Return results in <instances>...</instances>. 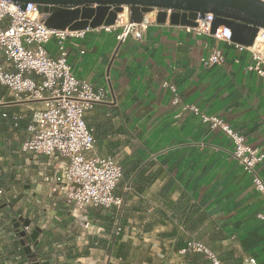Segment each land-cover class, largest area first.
Segmentation results:
<instances>
[{
	"label": "crops",
	"instance_id": "0c3cea01",
	"mask_svg": "<svg viewBox=\"0 0 264 264\" xmlns=\"http://www.w3.org/2000/svg\"><path fill=\"white\" fill-rule=\"evenodd\" d=\"M119 31L90 30L69 39L67 50L77 77L109 91L85 119L98 154L123 168L116 188L125 196L122 233L110 243L116 207L90 208L94 229L85 235L60 192L42 201L57 163L21 146L43 103L0 83V186L10 194L0 204V264H33L17 216L41 228L37 245L26 236L41 264H207L204 254L186 250L189 240L204 242L223 264L247 257L264 264L261 193L233 158L230 136L185 107L222 117L264 152V77L248 69L250 53L170 22L154 20L142 40L120 42ZM211 46L224 51L221 64L202 62Z\"/></svg>",
	"mask_w": 264,
	"mask_h": 264
},
{
	"label": "built area",
	"instance_id": "2783aa9c",
	"mask_svg": "<svg viewBox=\"0 0 264 264\" xmlns=\"http://www.w3.org/2000/svg\"><path fill=\"white\" fill-rule=\"evenodd\" d=\"M157 12L155 10L145 14L143 20L136 23L130 21L129 10L125 8L124 12L118 14L113 25L52 29L46 24L49 14L40 12L36 3L30 2L26 8H22L13 1L0 0V83L16 95L24 93L43 103L42 107L34 111L27 125V137L21 151L44 154L57 163L58 171L49 179L52 185L42 201H49L60 192L61 199L72 206V214L83 227L85 235L94 229L89 215L90 208L116 207L110 243L115 241L123 229L121 214L125 196L116 194V188L123 177V168L118 158L98 154L96 138L85 119V112L94 104L109 101V91L73 73L68 61L67 41L83 38L90 30L113 32L118 29L117 39L120 42L126 41L129 36L142 40L149 26L156 20ZM213 21L214 15L207 13L204 17L198 16L196 26H177L200 36L212 37L218 42L234 44L239 50L249 52L252 62L248 69L264 77V29H260L252 45H245L232 40V31L228 26L221 25L213 32ZM52 40L54 42L49 47ZM224 58L222 48L211 46L210 54L202 58V62L211 66L221 64ZM163 86L176 91L175 85L168 82H164ZM185 107L203 122L220 128L230 136L233 158L250 175L264 200V179L257 171L259 166L264 169V152L248 144L245 136L222 117L204 113L193 104ZM9 196L7 189L0 186V203H7ZM258 217H264V209ZM16 219L23 222L25 218L17 216ZM22 229L28 235L32 232L30 226H23ZM186 250L204 254L207 264H223L218 254L201 240L187 241ZM38 261L40 259L35 258L33 264ZM238 264L259 263L255 257H247Z\"/></svg>",
	"mask_w": 264,
	"mask_h": 264
},
{
	"label": "water",
	"instance_id": "95a60500",
	"mask_svg": "<svg viewBox=\"0 0 264 264\" xmlns=\"http://www.w3.org/2000/svg\"><path fill=\"white\" fill-rule=\"evenodd\" d=\"M26 8L28 3L38 5L40 12L48 13L46 24L52 29H85L116 23L119 13L128 8L131 22H141L147 13L158 10V23L196 26L198 16L214 15L213 32L221 26L230 27L232 40L252 45L260 29H264V2L261 0H10ZM21 244L26 253L32 252V245L26 242L28 235L23 226H30L31 220L23 222L14 218ZM41 229L35 226L29 234L37 244Z\"/></svg>",
	"mask_w": 264,
	"mask_h": 264
},
{
	"label": "trees",
	"instance_id": "16d2710c",
	"mask_svg": "<svg viewBox=\"0 0 264 264\" xmlns=\"http://www.w3.org/2000/svg\"><path fill=\"white\" fill-rule=\"evenodd\" d=\"M0 204H1V203H0ZM16 233L18 234V230H16ZM26 242L28 243V240H27V239H26ZM36 245H37V244H36ZM24 251H25V250H24ZM24 251H23V252H24ZM39 253H40V252H39ZM39 253H38V252H37V253H32V252H31L30 254H29V253H26V256H28V257H32V258H33L32 261H34V259L37 258V255H38ZM47 259H48V258H47Z\"/></svg>",
	"mask_w": 264,
	"mask_h": 264
},
{
	"label": "rangeland",
	"instance_id": "374dc122",
	"mask_svg": "<svg viewBox=\"0 0 264 264\" xmlns=\"http://www.w3.org/2000/svg\"><path fill=\"white\" fill-rule=\"evenodd\" d=\"M53 42L54 40H52L48 46L50 47L53 44ZM36 264H41V261H38Z\"/></svg>",
	"mask_w": 264,
	"mask_h": 264
}]
</instances>
